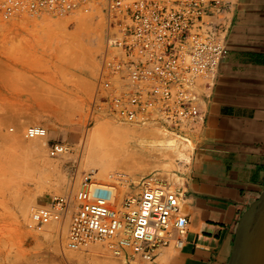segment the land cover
I'll return each instance as SVG.
<instances>
[{
  "label": "built area",
  "instance_id": "built-area-1",
  "mask_svg": "<svg viewBox=\"0 0 264 264\" xmlns=\"http://www.w3.org/2000/svg\"><path fill=\"white\" fill-rule=\"evenodd\" d=\"M85 1L0 0V16L65 13ZM94 1L103 5L106 17L97 89L107 92L110 114L121 123L167 130L199 126L203 98L228 54L231 0ZM47 132L42 125H32L25 134L43 137ZM46 149L56 157L70 147L48 139ZM179 188L148 174L133 192L121 194L115 184L98 183L85 173L73 204L71 195L53 196L31 209L29 226L39 229L69 213L70 248L107 241L115 254L130 247L133 256L151 261L160 248L184 245L189 218Z\"/></svg>",
  "mask_w": 264,
  "mask_h": 264
},
{
  "label": "rangeland",
  "instance_id": "rangeland-1",
  "mask_svg": "<svg viewBox=\"0 0 264 264\" xmlns=\"http://www.w3.org/2000/svg\"><path fill=\"white\" fill-rule=\"evenodd\" d=\"M68 12H19L6 19L0 16V128L4 136L16 131L18 121L27 122L21 130L23 134L30 121L45 126L48 139L63 141L70 147L68 153L51 157L44 144L43 155L38 156L7 146L0 136V264H154V259L133 256L130 247L125 253L115 254L107 241L70 248L69 213L46 234L29 226L30 211L35 206L46 204L56 195H71L72 201L85 173L98 183L115 184L121 194L133 192L137 182L148 174L173 189L181 187L194 147L192 133L198 129L195 125L178 130L164 128L189 146L184 151L186 157H167L165 162L134 169L114 165L105 178L98 177L100 166L85 161L91 142V137L86 140L87 133L112 122L133 124L116 120L105 100L107 92L97 89L106 34L103 5L87 0ZM78 16L93 17L91 25L79 28L73 21ZM64 30L71 36H66ZM94 31L100 33L99 39L93 38ZM111 141L99 139V147H108ZM41 162H45V169ZM32 193L35 202L25 219L14 205L15 198ZM12 195H16L14 199ZM120 199L121 196L117 201ZM99 247L108 257L96 255L102 254L97 251Z\"/></svg>",
  "mask_w": 264,
  "mask_h": 264
},
{
  "label": "crops",
  "instance_id": "crops-1",
  "mask_svg": "<svg viewBox=\"0 0 264 264\" xmlns=\"http://www.w3.org/2000/svg\"><path fill=\"white\" fill-rule=\"evenodd\" d=\"M229 21L179 188L185 242L160 248L154 264H227L237 221L264 187V0H231Z\"/></svg>",
  "mask_w": 264,
  "mask_h": 264
},
{
  "label": "bare ground",
  "instance_id": "bare-ground-1",
  "mask_svg": "<svg viewBox=\"0 0 264 264\" xmlns=\"http://www.w3.org/2000/svg\"><path fill=\"white\" fill-rule=\"evenodd\" d=\"M17 14H14V15H17ZM92 19L93 17H89V16H78V17H75L73 21L77 22V25L79 26V28H83L85 25H89V24L91 25ZM93 23L96 24L95 22ZM69 25H67V28L69 27ZM64 31L66 32L65 33L66 36H69V37L71 36L70 32H68L67 30H64ZM94 32L95 34H93V38L99 39L98 35H100V33L98 34L96 31ZM65 40L67 41L68 39L65 38ZM26 123L27 122L25 121H18L17 127L15 129L16 131H13V134L11 133L10 136H6V137L4 136V134L6 135V133H4L0 128V136H2V138L4 139L3 143H6L7 146L16 148L17 150L22 151L24 153L42 156L44 144L46 146V141L48 140V132L43 137H28L24 133L26 132L27 128L32 125H39V124H30L31 122L29 121L28 123L29 125L27 124L28 126H26V129L24 130V132L22 131L23 134H21V130H23V127ZM43 127L47 129L45 126ZM54 128L60 129L59 126L54 127ZM90 137H91V142L89 141L88 151H87L88 153L85 158L86 159L85 161L91 162L93 164L95 163L96 165L100 166V168L97 171L98 177H104L105 175H107L110 167L114 165H119V166H123L126 168L134 169V168H140L148 164L152 165L155 163L156 165V163L165 162L167 160V157H169L170 159H174L175 157H183L185 156L184 151L186 147H189L187 144L184 145L183 140H181V138L179 137H176L174 134L168 133L164 129H161L159 127L156 128L148 124L123 125L120 123L112 122V123H109L107 126L98 125L87 133L86 140H89ZM107 138L108 140H112L108 144L109 146L105 148L99 147L100 145L98 143V140L100 139L104 141V139L106 140ZM64 154H61V155H64ZM41 160H43V158H41ZM40 164L41 166L44 167L43 169L46 168L45 162H41ZM177 181L181 183L179 180H176L175 183ZM19 192H21V190ZM117 192L118 191L114 192L115 198L117 197L116 196ZM3 194L4 192L2 193V195ZM15 196H13V199ZM3 199H4V196H3ZM117 200L118 198L116 199V201ZM6 201L7 200H5V202ZM34 202H35L34 193H32L31 195H28L22 199H19L18 197L15 198L14 205L16 203L15 206H17L19 215L25 218L27 215L28 209L30 208L29 206H31V204H33ZM183 205L184 203L182 202V207ZM54 223L55 222L52 221L50 223L45 224L43 227L39 229L36 228L35 230H41V232L39 231L40 233L51 231L53 229L52 225ZM46 226H47V229L49 230L42 229V228H45ZM99 248L100 249H98L97 251L100 250L102 254L98 253L96 255L101 256V257H108V256H105L107 255L106 254L107 252L105 253V251L101 247ZM104 262H102V264H104Z\"/></svg>",
  "mask_w": 264,
  "mask_h": 264
},
{
  "label": "water",
  "instance_id": "water-1",
  "mask_svg": "<svg viewBox=\"0 0 264 264\" xmlns=\"http://www.w3.org/2000/svg\"><path fill=\"white\" fill-rule=\"evenodd\" d=\"M227 264H264V187L237 221Z\"/></svg>",
  "mask_w": 264,
  "mask_h": 264
}]
</instances>
